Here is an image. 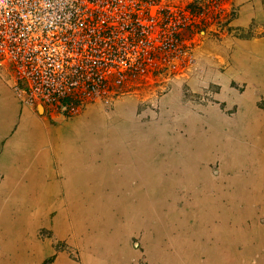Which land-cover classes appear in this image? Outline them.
<instances>
[{
	"label": "rangeland",
	"instance_id": "374dc122",
	"mask_svg": "<svg viewBox=\"0 0 264 264\" xmlns=\"http://www.w3.org/2000/svg\"><path fill=\"white\" fill-rule=\"evenodd\" d=\"M136 2L107 15L171 14L148 36L171 55L152 60L142 83L69 115L22 105L9 88L21 111L0 137L6 260L216 264L231 249L264 260V0L213 2L207 13L204 0ZM192 2L205 14L190 17ZM191 24L190 39L164 45ZM25 129L32 141L6 153Z\"/></svg>",
	"mask_w": 264,
	"mask_h": 264
},
{
	"label": "built area",
	"instance_id": "2783aa9c",
	"mask_svg": "<svg viewBox=\"0 0 264 264\" xmlns=\"http://www.w3.org/2000/svg\"><path fill=\"white\" fill-rule=\"evenodd\" d=\"M121 1L0 0V80L20 97V104L41 105L47 113L51 111L45 105L56 100L59 88L69 96L78 93L83 102L98 97L100 93H92L88 86L93 68L104 81L111 72L126 70L128 59L148 52V36L157 27V18L146 12L144 17L131 11L108 16ZM135 5L139 11L138 0ZM137 25L148 27V32H136ZM121 41L125 49L118 51L123 57L114 62L115 67H108L111 45ZM80 59L85 78L78 81Z\"/></svg>",
	"mask_w": 264,
	"mask_h": 264
},
{
	"label": "trees",
	"instance_id": "16d2710c",
	"mask_svg": "<svg viewBox=\"0 0 264 264\" xmlns=\"http://www.w3.org/2000/svg\"><path fill=\"white\" fill-rule=\"evenodd\" d=\"M204 2H206V13H207V6H210L213 2L215 3H221L223 2V0H204ZM190 17L195 18L198 17L200 14H205V10L204 12L201 10V8L197 5L196 2H192L190 4L187 5L186 7ZM223 11V10H222ZM162 18L161 20H156V26L161 29H163L167 23L169 22V19L171 18V14L167 11H162V13H160ZM193 24H191L190 28H186L184 31L185 36L183 38H174V41L176 40V43H168L169 41L164 42V45L167 47H172V48H176L178 46V44L182 43L183 39L186 37H188V39H190V37L193 35ZM140 31H144V32H148V27H145L143 25H137L136 28V32H140ZM163 32L162 35H165V33L168 32V30H161ZM191 35V36H190ZM141 37H143V43L144 45L148 46V39L147 36H145V34L143 33L141 35ZM139 39V38H138ZM112 43V42H111ZM128 44L132 45L133 40H129L127 42ZM150 49H153L152 51H148V52H140L137 55H135L133 58L128 59L127 61V65L128 68L124 71H119L117 69V71H115L114 73L111 72L108 76L107 79L104 80H99L98 79V74H97V68L94 67L92 70V77H91V83H88L89 86V90L93 93V92H99L100 94H104L106 98H110L112 97V93H121V92H126V90L129 88V86H134L137 83H142V76H144L146 73H148L151 70V64L150 62L152 60H158V59H168V54L171 55V53H168V51L165 52H160L161 51V47L156 45V44H152L151 41L149 42V46ZM120 49H125V44L123 41H121V43H117V44H112L111 45V51L108 55V60L110 61V64L107 65L108 67H115L114 62L117 61L118 59H120L122 56V54H120V52L118 50ZM170 50V48H169ZM82 59L79 60V62L77 63V68H76V75L75 77L77 78L78 81H81L82 78H85V75L83 73V71L81 70V65L83 64V62L81 61ZM89 65V64H88ZM65 70H68L65 68ZM83 76V77H82ZM81 88V87H80ZM58 91V95H54L56 98V100L51 103L50 105H45L46 107H50V111H55L61 114H65V115H69L71 113L72 110H75L76 106L78 105H82L84 102L82 100H79L80 96L78 93H75L72 96H69V94H67L65 92L64 89H57ZM62 94V95H59Z\"/></svg>",
	"mask_w": 264,
	"mask_h": 264
},
{
	"label": "crops",
	"instance_id": "0c3cea01",
	"mask_svg": "<svg viewBox=\"0 0 264 264\" xmlns=\"http://www.w3.org/2000/svg\"><path fill=\"white\" fill-rule=\"evenodd\" d=\"M263 11H264V5H263ZM21 111L20 105L17 102V100L15 99V97L13 96L12 92L9 90V88L7 86H5L1 81H0V117H2L3 119V124H2V128L3 131L0 134V137H10V131L9 128L14 125L18 119V113ZM13 138L11 141L9 140L8 145H11L10 147L6 148V153H10L11 151H13V147L16 148V145L22 143L24 146H26V144H28V140L31 142L32 141V136H31V131L29 129H25L23 130V135L17 136L14 135L12 136ZM22 138V140L20 139ZM20 139V140H19ZM19 140V141H18ZM17 141V142H16ZM16 142V143H15ZM31 152V151H30ZM7 154H5L6 156ZM30 156V155H29ZM28 156V157H29ZM27 157V158H28ZM29 160H31L30 158H28ZM37 161V158L35 156H32V162ZM31 167L32 164H28L27 166ZM35 165H38L37 163ZM25 164H21V165H17V167H25ZM35 167V166H34ZM74 168V167H73ZM79 168V167H77ZM93 169V168H91ZM83 173V172H82ZM45 174H47V176L49 178L52 177L48 172H45ZM80 172H71L70 173V179L73 178H77V175L79 176ZM44 182V180H43ZM2 237V236H0ZM9 242L2 244V248H4V251L9 247L8 246ZM216 254V259L215 262H217L216 264H264V260L260 259L256 262H249V259H245V261L240 260L239 257H237V252L234 254V251L231 249L230 253L226 256V258H223L225 260H222L221 258L217 257ZM10 257V255H9ZM8 256L5 257L4 254L2 253V255L0 256V264H9V263H15V264H40V261H36L34 263V261L31 259V256H25L23 253H20L19 255H15L13 257H11L12 259L10 260H6L9 258ZM217 260V261H216ZM234 261V262H233ZM63 261L62 260H57L56 264H61ZM64 263V262H63Z\"/></svg>",
	"mask_w": 264,
	"mask_h": 264
}]
</instances>
